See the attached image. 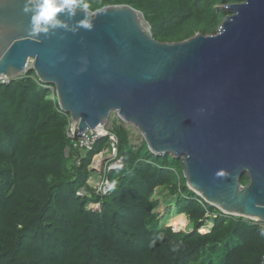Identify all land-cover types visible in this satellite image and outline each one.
<instances>
[{
    "label": "water",
    "instance_id": "obj_1",
    "mask_svg": "<svg viewBox=\"0 0 264 264\" xmlns=\"http://www.w3.org/2000/svg\"><path fill=\"white\" fill-rule=\"evenodd\" d=\"M23 6L0 0V79L34 70L83 132L115 114L152 153L182 159L207 204L264 223V0L228 5L217 34L179 43L157 41L130 5L89 10L91 31L36 37Z\"/></svg>",
    "mask_w": 264,
    "mask_h": 264
},
{
    "label": "trees",
    "instance_id": "obj_2",
    "mask_svg": "<svg viewBox=\"0 0 264 264\" xmlns=\"http://www.w3.org/2000/svg\"><path fill=\"white\" fill-rule=\"evenodd\" d=\"M88 2L92 12L130 5L157 41L179 43L217 34L231 14L226 7L242 0ZM111 123L124 167L104 174L112 185L105 194L89 180L109 137L82 156L70 145L53 86L34 70L0 80V264H264L263 223L207 204L187 186L182 159L152 153L118 118ZM241 181L249 182L246 175ZM168 215H185L191 229L175 231Z\"/></svg>",
    "mask_w": 264,
    "mask_h": 264
},
{
    "label": "clouds",
    "instance_id": "obj_3",
    "mask_svg": "<svg viewBox=\"0 0 264 264\" xmlns=\"http://www.w3.org/2000/svg\"><path fill=\"white\" fill-rule=\"evenodd\" d=\"M89 10L88 0H24L23 6V12L30 17L29 32L36 37L54 34L57 29L74 34L81 28L93 30L94 23L89 18ZM79 13H83V18L77 20ZM70 20H74L75 23L69 24ZM260 235L264 236V229H261ZM179 248L180 245L175 244L171 250L176 252Z\"/></svg>",
    "mask_w": 264,
    "mask_h": 264
},
{
    "label": "built area",
    "instance_id": "obj_4",
    "mask_svg": "<svg viewBox=\"0 0 264 264\" xmlns=\"http://www.w3.org/2000/svg\"><path fill=\"white\" fill-rule=\"evenodd\" d=\"M2 81L9 82L7 80H2ZM53 99L55 100V97ZM60 112H62L68 119L67 137L69 139L70 145L72 146L73 149L78 151L82 156L93 151L96 144L101 138L109 137L110 148L105 149L100 154L95 156L93 163L90 167V169L93 170L96 164L100 166V171L96 172V170H94L96 172V175L90 178V180L94 179L97 180V182L91 184L89 180V183L95 189H97L98 192L107 194L109 190L112 188V185L108 180L104 179V174L116 171L124 167V158L119 155V151H118L119 140L116 137V135L113 133L112 124H109L106 127L85 130L83 132L79 129L77 123H75L71 115L64 112L61 107H60ZM118 119L120 123H124L120 118ZM99 157H101V161L97 162V159ZM84 192L85 191L83 190L82 192H80V194L84 195ZM95 206L99 207V205H95ZM212 226H213L212 224H208L207 226L201 228L199 232L208 233L212 228ZM263 228H264V223H263Z\"/></svg>",
    "mask_w": 264,
    "mask_h": 264
},
{
    "label": "rangeland",
    "instance_id": "obj_5",
    "mask_svg": "<svg viewBox=\"0 0 264 264\" xmlns=\"http://www.w3.org/2000/svg\"><path fill=\"white\" fill-rule=\"evenodd\" d=\"M112 117H113V118H118L115 114H114ZM110 124H112L111 121H110ZM124 125H125L127 128H129V130L131 131V136H132V139H133V142H134V143H138L139 141H142L143 136H142L141 132H140L136 127H134L133 125L126 124V123H124ZM90 182H91V184H94V183L97 182V180L91 179ZM94 208H98V206H94ZM158 212H160L161 216L163 217V216L166 215V208H165L164 206H161V207L158 209ZM180 216H181V215H180ZM178 217H179V216H176V215H175V216H174V215H168L167 218H166V221H168V225H169V226H172L173 229H174L175 231H187L188 229H191V225H190L188 219H187L188 224H187V226H186L185 228L181 229L180 227L176 226V225L174 224V221H175V219H177ZM175 228H178V230L175 229ZM179 229H181V230H179Z\"/></svg>",
    "mask_w": 264,
    "mask_h": 264
},
{
    "label": "bare ground",
    "instance_id": "obj_6",
    "mask_svg": "<svg viewBox=\"0 0 264 264\" xmlns=\"http://www.w3.org/2000/svg\"><path fill=\"white\" fill-rule=\"evenodd\" d=\"M100 161H101V157H99L97 159V162H100ZM174 224L176 226L180 227L181 229L185 228L188 224L187 217L185 215L179 216L177 219H175ZM181 229H179V230H181Z\"/></svg>",
    "mask_w": 264,
    "mask_h": 264
}]
</instances>
